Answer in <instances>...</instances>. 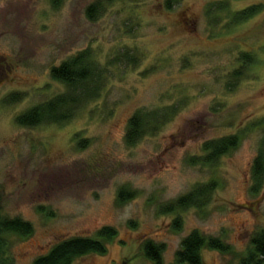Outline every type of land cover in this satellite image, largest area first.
I'll use <instances>...</instances> for the list:
<instances>
[{"label":"rangeland","instance_id":"374dc122","mask_svg":"<svg viewBox=\"0 0 264 264\" xmlns=\"http://www.w3.org/2000/svg\"><path fill=\"white\" fill-rule=\"evenodd\" d=\"M86 50L103 76L100 94L67 122L17 124L67 91L50 70ZM135 113L152 130L128 144ZM227 135L239 144L215 163L191 161L206 154L204 141ZM263 137L264 0H0V217L33 226L5 236L0 264H32L55 243L104 226L116 230L106 252L71 264H157L144 255L146 241L162 246L158 264H182L176 252L191 231L228 246L203 247L204 264H238L264 230V181L252 189ZM211 181L202 207L160 211ZM121 188L134 195L120 202Z\"/></svg>","mask_w":264,"mask_h":264},{"label":"trees","instance_id":"16d2710c","mask_svg":"<svg viewBox=\"0 0 264 264\" xmlns=\"http://www.w3.org/2000/svg\"><path fill=\"white\" fill-rule=\"evenodd\" d=\"M54 7L60 5L61 0H51ZM101 2L92 3L87 9V16L94 20L101 9ZM255 11V7L247 8L236 14V19L247 18ZM89 51H82L69 59L53 66L50 75L53 79L62 82L67 91L58 94L44 102L30 107L15 117V122L24 126H35L38 124H61L72 119L76 110L88 99L97 97L102 89L103 76L99 69L92 64ZM134 61L132 58L127 59ZM17 96V95H15ZM14 95V101H18ZM151 117V116H150ZM149 116L142 117L135 113L128 120L125 141L128 144H134L148 130L150 124ZM239 139L237 135H227L217 139L204 141V157H193L192 162H202L213 164L218 157L227 153L229 150L237 147ZM252 189L257 190L264 181V137L260 141L259 148L252 163ZM216 188V182L211 181L208 184H198L183 194L176 200L163 205L160 211L162 213H171L178 209H187L191 207H202L209 202L211 193ZM134 195V191L126 188L119 189L118 199L124 202ZM174 224H179V218L174 219ZM33 232V226L29 221L20 217H0V252L5 246L6 235L16 234L19 236H28ZM116 235L115 228L104 226L96 232L95 237L73 236L65 238L54 245L44 254L34 258L32 264H71L74 258L88 253L106 252V244ZM251 246L245 255L240 258L238 264H264V230L256 232L251 237ZM211 247L221 251H226L228 246L219 239L213 237H204L198 231H191L182 242L180 249L176 252L177 262L182 264H204L201 250L203 247ZM162 246L146 241L144 243V255L155 263L160 262Z\"/></svg>","mask_w":264,"mask_h":264}]
</instances>
